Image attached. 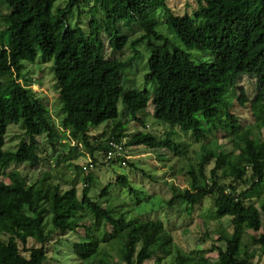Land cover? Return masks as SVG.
Masks as SVG:
<instances>
[{
    "label": "trees",
    "instance_id": "16d2710c",
    "mask_svg": "<svg viewBox=\"0 0 264 264\" xmlns=\"http://www.w3.org/2000/svg\"><path fill=\"white\" fill-rule=\"evenodd\" d=\"M167 1L68 0L59 8L60 0H0V264H47L53 237L76 233L80 227L85 239L73 245L80 264H113L111 251L120 264H162L171 255L174 264H198L191 253H173L175 241L162 220L117 215L110 185L98 198L92 197L93 180L87 177L80 197L76 185L64 188L54 182L47 189V177L29 185L19 171L4 172L13 164L38 168L43 161L38 140L46 137L56 151L63 132L112 163L127 162L112 144L179 155L182 149L174 138L192 133L203 145V154L198 161L186 158L188 187L172 184L166 205L184 206L191 214L211 198L216 217L230 218L233 228L231 234L220 232L216 261L199 264H255L254 252L243 241L247 233L253 234L251 246L264 251V200L258 205L255 199L264 187V0H194L198 9L193 16L176 15ZM159 12L157 18L163 16L186 50L158 32ZM125 25H136L142 35L130 41L123 33ZM105 38L117 53L130 46L132 61L139 59V46L146 44L150 57L145 80L154 84L152 94L123 87L126 65L122 59L105 57ZM194 50L210 54L212 61L202 56L194 60L187 52ZM39 59L51 65L60 127L25 73L26 64ZM243 77L256 82L250 106L258 136L245 131L244 144L234 151L204 144L210 135L222 132L233 141L231 128L238 130L240 123L227 96ZM150 102L154 119L170 131L163 138L139 131L125 144L130 122L146 128L142 116ZM119 104L128 114L125 120L119 118ZM14 124L22 126L24 137L16 150H9L8 132ZM104 124L110 128L108 138L95 149L90 133ZM110 151L114 156L108 159ZM94 160L80 170L94 169ZM225 179L232 181L227 185ZM117 184L138 204L151 203V197L139 198L126 176ZM31 240L37 245L30 246Z\"/></svg>",
    "mask_w": 264,
    "mask_h": 264
},
{
    "label": "rangeland",
    "instance_id": "374dc122",
    "mask_svg": "<svg viewBox=\"0 0 264 264\" xmlns=\"http://www.w3.org/2000/svg\"><path fill=\"white\" fill-rule=\"evenodd\" d=\"M67 2L68 0H60L57 3V7L64 8ZM167 4L179 16H193L194 12L198 9L197 3L194 0H168ZM85 6L87 9L88 6ZM159 14L162 13L159 12L156 18L159 17ZM73 16V22H75L77 14L74 13ZM160 17V19L157 18L159 21L158 32L165 35L177 48L186 50L175 32L165 25L163 16L161 15ZM123 33L129 36L130 41L142 35V31L136 25H125ZM104 41L106 45L105 57L107 59H122L126 65L123 74V87L128 90L142 92L146 90L149 91V94H152L154 84L145 80L150 57L146 44L144 43L139 46V59L132 61L134 52L130 46L123 53H117L110 47L107 38ZM153 43L158 44L156 41H153ZM187 52L194 60H196L195 57L200 58L202 56L201 60L212 61L210 59L212 56L208 53L197 50ZM50 67V64L44 63L43 60L39 59L34 64H26L25 73H28V79L31 80L32 87L38 93V96L42 97L48 104L55 125L60 127V101L58 92L54 88ZM255 85V79L243 77L239 80L238 87L232 88L228 93L227 99L231 104V112L236 115L240 123L238 130L231 128V131L234 133V138L232 137L233 141L222 132L210 135L204 144L208 143L212 148L234 151L237 145L244 144L246 139L245 131L251 130L254 136H258L255 118L250 106ZM153 113L154 107L152 102H150L146 114L141 112L138 115L142 116L144 114L142 118H144L146 128L144 129L138 123L130 122L129 127L127 126L129 136L124 140L125 144L139 131L147 130L160 138H163V135L170 131L168 125L161 124L154 119ZM127 116L128 114L125 112L123 105L119 104V118L125 120L128 118ZM109 130L110 128H108L107 124H104L91 131L90 139L95 149L98 146L97 143H103L107 140ZM23 137L24 131L22 126L20 124L11 125L8 132L6 149L16 150ZM174 139L182 149L179 155L167 150L158 152L146 147H126L123 154L127 162L112 163L109 161L105 162V159L100 158L99 151L95 150L93 156L88 148L71 139L68 133L63 132L62 138L56 145V151H54L46 137L38 140L43 160L38 168H32L29 165L13 164L4 172L19 171L29 185H36L40 180H44L47 177L49 178L47 189H50L51 184L54 182L61 183L64 188L76 185L80 197H82L87 177L93 180L91 183L92 197L98 198L102 190L110 185V200L115 206L114 210L117 215L125 213L128 219L162 220L165 228L172 234L175 241L173 253L180 249L185 253H191L190 256L196 258L194 261L198 264L204 261L214 262L218 258L216 248L222 246L217 242L220 232L225 231L227 234H231L233 231L232 222L230 218L220 220L216 217L214 202L211 198L205 199L200 206L194 208L191 214H188L184 206L177 204L171 209L166 205L167 201L171 198L170 186L172 184L181 189L188 187L186 174L183 173L188 162L186 158H189L191 161H198L203 154V145L196 141L192 133H179ZM186 152L187 155L185 156ZM94 158L98 160L94 169L90 171L80 170L90 162L93 163L95 161ZM131 165H134L138 170L132 168ZM142 170L148 176H151V178L144 176L141 172ZM226 170V173H228V169ZM121 176H126L132 186L138 190L139 198L144 200L146 197H151V203L143 205L141 202L142 205L138 204L132 194L117 184V180ZM5 180L9 181L7 178ZM231 181L232 179H225L222 183L228 185ZM255 199L258 205V200H264V187L260 197ZM85 225L90 226L89 220L86 221ZM48 228L50 229L49 226ZM252 235V233L245 234L243 241L249 247V251L254 252V263L264 264V251L251 246L250 237ZM84 239L85 231L83 227H80L76 233H69L65 236L58 234L53 237L51 247H49L48 254L50 258L47 264H80L74 254L73 245L84 241ZM29 244L30 246L37 245L32 240ZM111 256L113 257V264H120L116 251H111ZM174 259L175 255H171L165 258L162 264H174ZM148 264L157 263L153 261Z\"/></svg>",
    "mask_w": 264,
    "mask_h": 264
},
{
    "label": "built area",
    "instance_id": "2783aa9c",
    "mask_svg": "<svg viewBox=\"0 0 264 264\" xmlns=\"http://www.w3.org/2000/svg\"><path fill=\"white\" fill-rule=\"evenodd\" d=\"M113 145V147L115 148V149H117L118 150V152H120V153H122V155H124L123 154V152H124V148H122V146L121 145H115V144H112ZM114 156V152L113 151H110L109 152V154H108V159H111L112 157ZM92 167V166H91Z\"/></svg>",
    "mask_w": 264,
    "mask_h": 264
}]
</instances>
